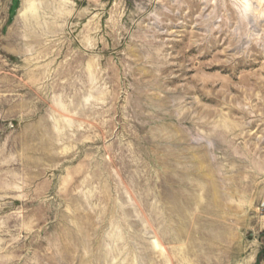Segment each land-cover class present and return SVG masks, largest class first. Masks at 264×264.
Returning <instances> with one entry per match:
<instances>
[{
    "label": "rangeland",
    "instance_id": "rangeland-1",
    "mask_svg": "<svg viewBox=\"0 0 264 264\" xmlns=\"http://www.w3.org/2000/svg\"><path fill=\"white\" fill-rule=\"evenodd\" d=\"M32 4L0 8V264H264V0Z\"/></svg>",
    "mask_w": 264,
    "mask_h": 264
},
{
    "label": "bare ground",
    "instance_id": "bare-ground-1",
    "mask_svg": "<svg viewBox=\"0 0 264 264\" xmlns=\"http://www.w3.org/2000/svg\"><path fill=\"white\" fill-rule=\"evenodd\" d=\"M32 6H34L32 4V0H21V8L19 10V14H18V16L16 18V21H24L25 19H27L28 16H29L30 11L32 10ZM208 144L212 145V142H208Z\"/></svg>",
    "mask_w": 264,
    "mask_h": 264
},
{
    "label": "crops",
    "instance_id": "crops-1",
    "mask_svg": "<svg viewBox=\"0 0 264 264\" xmlns=\"http://www.w3.org/2000/svg\"><path fill=\"white\" fill-rule=\"evenodd\" d=\"M1 3H4L5 4L6 3V0H0V8H1Z\"/></svg>",
    "mask_w": 264,
    "mask_h": 264
}]
</instances>
